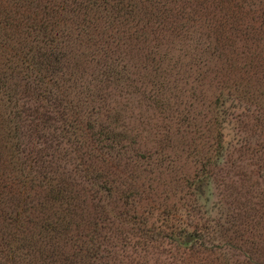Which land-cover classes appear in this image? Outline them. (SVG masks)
Instances as JSON below:
<instances>
[{"label": "rangeland", "instance_id": "1", "mask_svg": "<svg viewBox=\"0 0 264 264\" xmlns=\"http://www.w3.org/2000/svg\"><path fill=\"white\" fill-rule=\"evenodd\" d=\"M221 1H230L234 17L223 21L224 25L216 27L214 32L207 24L192 20L195 9L189 12V20L177 19L173 9L167 29L186 27L187 30L179 37L172 34L156 44L154 51L160 56L161 70L159 82L155 79L157 87L149 82L153 74L141 69L145 65V52L139 54L138 51L127 52L129 77L118 84H108L112 90L103 91L101 100L91 102L85 89L95 83L91 79L84 78L72 85L64 94L71 105V110H65L66 117L61 119L66 125L63 131L68 132L64 142L51 140L53 129L62 130L61 122L57 124L54 121L58 120L52 119L56 110L62 109L48 107L44 100L34 98L35 92L28 94L30 98L25 99L21 109L25 112L24 122L18 127V143L22 144L24 153L17 155L4 148L5 132H0L2 250L16 251L28 243L24 238L37 239L34 226L16 228L9 217L14 215L12 212L23 198L34 196L32 188L36 186L22 187L19 181L26 180L27 174L29 179L33 178L30 169L42 165L48 176L62 179L78 194L80 206L76 211L82 216L78 225L83 233H87V226L96 225L93 224L96 211L104 210L107 223L102 216L96 223L99 228L111 227L112 237L106 249L110 251L116 246L118 259L114 264H191L171 251L162 254L152 251L147 255L141 251L136 254L135 249L123 251L120 248L115 235L128 232L126 225L123 226L127 221L119 218L120 215L131 218L148 211L155 213L156 209L164 207L174 209L175 217L184 220L193 213L199 219L198 227L206 224V210L219 207L212 209L209 217L220 218L224 223L222 236L215 233L211 239L207 238L210 244L205 242V247L195 250L197 254L192 257V264H264V98H261L264 97V44L259 41L263 36L260 32L264 31L259 26L264 23V0ZM244 10L254 14L246 15ZM1 63L10 67L4 60ZM20 85H24L23 81ZM247 90L254 99L245 103ZM217 102H225L230 115L223 124L227 150L224 159L211 167V179L203 184L206 189L202 201L197 200L192 185L199 182L204 161L210 158L213 161L217 152L214 141L217 131L211 124L208 126ZM1 103L0 113H3ZM104 107L111 116L119 110L120 125L126 127L123 144L114 147L100 136L99 132L109 125L107 113L102 115L99 111ZM43 113L54 121L42 122L39 117ZM200 132L203 136L198 134ZM55 134L60 136L59 132ZM142 154L151 155L150 162L139 160ZM91 170L114 173L113 178L120 187L118 194L99 191L97 184L90 180ZM51 205L46 209H51ZM117 217L121 222L115 226ZM76 233L74 229L50 241L54 247L60 246V258L76 254L81 243L69 240ZM55 241L58 244H54ZM250 252L254 259L248 260ZM7 253L0 252V264H13L5 257ZM23 253H28L24 255L28 260H22L21 255L15 262L34 261L33 253ZM104 263L105 259L99 264Z\"/></svg>", "mask_w": 264, "mask_h": 264}, {"label": "trees", "instance_id": "2", "mask_svg": "<svg viewBox=\"0 0 264 264\" xmlns=\"http://www.w3.org/2000/svg\"><path fill=\"white\" fill-rule=\"evenodd\" d=\"M229 4L230 1L221 0H0V101L3 107V113H0V132H5L4 148L15 151L17 155L24 153L21 149L22 144L18 143L20 139L18 127L24 122L22 117L25 112L21 109L24 107L25 99L30 98L28 94L31 92H35L34 98L44 100L48 107L59 106L58 108L62 109V111L57 109L56 116L52 118L58 121L52 120L44 113L39 117L42 122L52 120L58 124L66 117L64 111L71 110L70 101L64 94L68 93L76 82L86 78L96 83L97 86L94 83L89 85L90 87H85L91 102H95L102 99L103 91L106 93L107 89L112 90V86L108 84H118L129 77L128 51H138L139 54L145 52L143 53L145 65L141 63L143 65L141 69L144 68L153 74V79L149 82L153 87H157L156 80L159 82L161 70L160 56L154 51L157 48L156 44L172 34L179 37L187 30L186 27L167 29L166 25L173 9L174 16L183 20H189V12L195 9V17L192 20L197 24H207L209 29L214 28L212 31L214 32L217 30L216 27L224 25L223 21L234 17L232 9L234 6L231 7ZM244 12L248 15L252 11ZM259 26L264 28V23H260ZM220 30L221 28L219 32ZM260 34L263 36L259 41L264 44V31ZM145 44L146 47L143 46ZM3 60L10 67L7 68L1 63ZM20 81H23L24 85L21 86ZM245 96L248 97L245 103L254 99L248 90L245 91ZM224 105L225 102L216 103L215 115L208 123L209 127L211 124L217 131V135L214 136L217 152L213 161L212 158L204 161L206 163L202 166L199 182L196 186L192 185L197 200L204 201L206 187L203 184L211 179V167L217 166V163L224 159L227 150L224 146L223 124L225 118H229L230 115ZM99 111L102 115L107 113L106 117L109 120V125L99 132L100 136L111 142L114 147L121 144L126 127L125 124L120 125L122 119L119 117V110L116 109L112 116L106 107ZM61 125L63 126L61 131L53 129L51 137L53 142L55 140L64 142L68 138V132L63 131L66 130V125L62 122ZM57 132L60 136L54 135ZM198 134L203 136L201 132ZM138 158L150 162L152 156L142 154ZM44 169L42 165H36L29 173H34L33 178L29 179L27 174L26 180L19 181L22 187L27 184H30L29 188L35 185L36 187H31L34 196L31 199L21 197L22 203L12 212L14 215L9 217V222L16 228L34 226L37 229V239L28 241L24 238L23 241L28 243L16 251L11 248L2 250L4 244H0V252H8L5 257L10 258L13 264H24L15 260L16 257L28 254L23 253L25 251L33 253L32 258L35 257L34 261L28 264H82L85 261L99 264L103 259L106 261L104 264H114L118 259L114 251L116 246L111 247L110 251L106 249L107 242L112 237L111 227L99 228V224L96 223L102 220L100 216L103 217L104 210L96 211L97 216L95 215L93 222L96 225L87 226V233H83L78 225L81 221L79 219H82L77 213L80 206L78 194L70 184L54 176H48ZM106 172L91 170L92 184H97V189L108 195L117 193L120 187L116 185L114 173L109 170ZM125 198L129 199L130 196ZM50 203L55 204V207L52 208L51 205V209L47 210ZM40 207L45 209L40 210ZM212 209L217 210L219 207L205 211L208 218L204 220L206 224L201 227H198V218L193 213L188 214L189 217L184 220L182 217L176 218L175 210L171 211L167 207L162 210L158 208L155 213L148 211L146 214L131 218L120 215L119 218L127 221L123 226L126 225L128 232L122 235L115 229L119 232L115 236L120 241V248L123 251L135 249L134 253L141 251L147 255L152 251L154 254L171 251L172 254L174 252L178 254L183 261L192 264V257L197 254L195 250L205 247L206 243L210 244L207 238L211 239L213 234L219 233L222 236L224 231V223L220 222V218L217 220L209 217ZM119 218H116L115 226L121 222ZM103 220L107 223V218ZM74 229L78 233L76 236L71 235L69 240L74 239L81 244L77 246L76 254L60 258V246L54 247L50 241L70 231L72 233ZM54 244H58V241ZM247 259H254V254L248 253ZM22 260L28 259L24 256Z\"/></svg>", "mask_w": 264, "mask_h": 264}]
</instances>
